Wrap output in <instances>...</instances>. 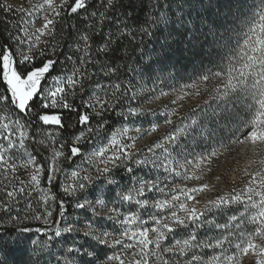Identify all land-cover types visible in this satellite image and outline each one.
Returning <instances> with one entry per match:
<instances>
[{
  "label": "snow or ice",
  "instance_id": "1",
  "mask_svg": "<svg viewBox=\"0 0 264 264\" xmlns=\"http://www.w3.org/2000/svg\"><path fill=\"white\" fill-rule=\"evenodd\" d=\"M0 13L22 14L18 23L6 19L0 34V264H50L46 255L55 256L56 264H241L250 253L255 264H264V159L261 170H245L243 188L217 194L201 207L196 194L207 184L172 187L169 180L198 179L196 170L218 151L188 159L179 151L175 127L145 152L134 151L144 132L160 127L146 119L157 113L140 106V92L150 91L148 82L176 79L174 69L187 57L202 63L214 57L202 75L217 82L212 102L244 98L254 113L248 133L231 143L264 145V0L258 13L243 18L233 14L229 0H41L31 11L2 2ZM66 17L80 18L84 28ZM65 23L76 31L70 48L77 55L65 54L69 72L52 75L61 63L57 28L63 31ZM129 45L134 56L127 54ZM113 115L121 127L105 137L106 144L84 151L81 142L98 135ZM142 120L150 130H142ZM163 123H173L171 114ZM34 125L36 135L49 137L52 145L48 164L37 163L26 144L36 140L29 134ZM43 125L58 131L43 132ZM76 125L81 127L74 140L57 146V137ZM61 157H79L80 163L68 173L58 163ZM118 170L130 178L114 198L90 192L96 180L118 184ZM60 175L65 179L57 183ZM37 191L42 195L34 202ZM156 194L163 198L154 199ZM226 204L243 208L231 216L232 230L207 216ZM245 223L254 227L245 231ZM206 225L223 231L202 238L198 233ZM33 232L46 237L39 248Z\"/></svg>",
  "mask_w": 264,
  "mask_h": 264
},
{
  "label": "trees",
  "instance_id": "2",
  "mask_svg": "<svg viewBox=\"0 0 264 264\" xmlns=\"http://www.w3.org/2000/svg\"><path fill=\"white\" fill-rule=\"evenodd\" d=\"M6 2L5 0H0V3ZM95 2V0H93ZM106 2V0H105ZM8 3V2H6ZM59 3V2H57ZM229 3L232 6V12L235 15L240 16L241 18L245 16H250L253 13H258L260 11V0H229ZM10 4V3H8ZM15 7V6H13ZM97 7H101V5L97 4ZM20 9L18 7H15ZM28 10V9H26ZM92 10V9H90ZM29 11V10H28ZM20 13L15 14H7V13H0V34H3L7 25L4 21L10 20L12 23H18L21 19ZM24 18V17H23ZM68 22L71 24L76 25L78 30H82L84 28V23L80 18L75 17H66ZM58 33V44L59 47L57 49V55L61 63H58L55 67L54 72L52 75H62L65 72H69L72 65L70 62L65 60V54L72 55L73 58L77 55L74 51L70 48L74 44V40L76 38V31L73 28L68 27L67 23L64 24L63 31L60 30V27L57 28ZM0 42H3V38L0 37ZM99 42V37H95L93 40V45L95 46ZM134 45H129L127 49V54L129 56H134ZM62 49V51L60 50ZM55 58V57H50ZM210 59L213 58H205L203 63L200 58H192L187 57L180 60L179 65L174 69L177 73L176 79H169L163 81H156V82H148L145 87L150 89L147 92H140V106L143 107L145 110H151L157 113L156 116L148 117L146 119H151L153 123L160 124L164 121V119L171 114V119L173 121V127L181 124L186 123L187 125L191 124V121H195L196 123H192V130L193 132H197L201 128H206L207 136L205 135H196L194 139L195 146H201L205 143L208 139H214L218 136L221 142L225 145H231L232 141L236 140L237 137L243 139L244 136L248 133L249 128L247 126V122H249L254 113L250 111L248 102L244 98L236 99L230 103L219 104V102H212V96L215 94V87L217 82L214 79H210L209 81L205 82L202 80V75L208 74L207 69L212 67L209 63ZM139 79V78H137ZM205 84V91L202 93H208L211 95L209 102L206 103H199L196 105L191 106L187 110H184L183 113H176L175 111H170L169 107L172 104L173 99V91H176V88L180 86H184L185 84ZM0 87H3L0 84ZM140 85L135 84L133 90L139 91ZM166 91L169 93L167 100H160L159 103L155 107H148V104L152 98H154L159 92ZM201 94V92H200ZM219 104V106H218ZM203 109V111H201ZM0 115H4V113H0ZM120 118L113 115L108 120V125L104 127L108 132L113 131L119 126L121 123L119 122ZM95 125V121L92 122ZM73 124H75V119L73 120ZM140 125H148V123L144 122L143 120L139 122ZM80 125H76L75 129L69 128L61 133L58 139L62 141L67 140H74V132H78L80 130ZM172 127V128H173ZM47 129L52 128L54 132L58 131V126L46 127ZM32 132H35V125L33 126ZM32 151V155L36 157L37 163H44V159L38 151V148L33 147L30 148ZM67 153V148H66ZM259 159H264V145H260L259 151ZM45 164V163H44ZM72 164V161H68V165ZM22 179H26V175L21 176ZM62 181L61 175L57 178V183ZM42 186L45 187L44 183L42 182ZM56 191V189H53ZM39 195L41 193L33 192L31 199L34 202H38ZM25 199H28L27 197ZM67 199V197H65ZM38 206V205H37ZM243 211V208L240 205L232 204V205H224L218 210L213 209L211 212V216L214 218V221L220 225L225 223H230V218L232 215H240V212ZM253 212L255 209L252 210ZM70 212L75 213L76 210L70 209ZM55 216V213H54ZM35 227V225H33ZM245 231L251 230L254 226L251 223H245L241 225ZM205 231H199V236L202 238L213 237L221 234L223 229L209 227L206 225ZM185 232L182 230L179 233V237L184 236ZM226 234V233H225ZM33 237L37 244L34 247L39 248V246L46 241V237L41 233L37 234L35 232L29 234ZM177 236V237H178ZM71 241L72 237L67 238ZM57 241H53L51 246V252L56 253ZM103 255V253H101ZM45 260L50 261V264H56L55 256L53 255H46ZM41 264H45V261H41Z\"/></svg>",
  "mask_w": 264,
  "mask_h": 264
},
{
  "label": "rangeland",
  "instance_id": "3",
  "mask_svg": "<svg viewBox=\"0 0 264 264\" xmlns=\"http://www.w3.org/2000/svg\"><path fill=\"white\" fill-rule=\"evenodd\" d=\"M6 2L10 3V5L28 9L29 11L32 10L33 5L40 3L41 0H5ZM59 2V0H57ZM24 19L26 20L27 17L25 16ZM35 20V26H40V20L38 18H33ZM205 84H198L195 88H186L184 86H180L176 88V91H173V99L172 104L170 105V111H175L176 113H183L184 110H187L193 105L199 103H206L209 102L211 95L208 93H202L205 91ZM164 92L167 93L166 95H161L160 93ZM159 92L154 98H152L148 104V107H155L159 101L167 100L169 93L166 91ZM201 92V94H200ZM175 101V102H173ZM193 121H191V124ZM187 125L186 123H182L175 126V135L179 137L177 144L179 146V151L184 155L187 156L188 159H192L193 156L200 158L201 155L208 156L209 153L212 151H218L217 157L212 158L211 163H205L201 166L200 170H196V176L198 179H191L187 180L183 177L173 176L169 180V184L172 187L180 186L183 188H193V187H200L201 185L207 184L208 189L202 193H197V199L201 201L200 206L203 207L204 203L208 200L214 199L217 194H227L231 192L233 189L239 191L241 188L244 187V184L247 182L248 177L245 175V170L248 173H253L256 170H261L259 165V151L260 145L253 146L250 143L247 144H239L234 143L231 144L230 147L225 150L223 144L218 136H216L213 140L208 139L205 143L201 146H195L194 139L196 135H206L207 130L206 128H201L197 132H193L192 125ZM156 132H152L150 135L147 132H144L141 139H138L135 145L134 151H141L145 152L148 146L154 144V142L158 141L159 137H163L166 133H171L173 131L172 124H164L163 122L159 124ZM54 127V125H43L42 131L43 132H54L52 128L47 129L46 127ZM143 129H148L149 125H140ZM121 124L117 126L116 129H119ZM173 127V128H172ZM33 129V128H32ZM112 131L108 132L105 128H102L98 135L92 136L86 141L81 142L83 145L84 151H89L93 148V146H97L101 143L106 144L107 139L105 137L110 138V134ZM30 135H36L35 132L32 130L29 133ZM131 135H136L134 132L130 133ZM75 138V137H74ZM73 138V139H74ZM44 140L45 144H39L37 141ZM49 137L44 135H36V140H28L26 141L27 146L30 148L36 147L38 151H40L44 163L48 164L49 159L51 158V148L52 145L48 143ZM62 140L57 138V146ZM47 145V146H46ZM32 152V151H31ZM65 154L66 148H65ZM175 155V153H173ZM58 163L60 167L64 169L66 172L70 173L76 166V164L80 163V158L76 157L73 158L72 164L68 165V160H65L63 157L59 158ZM195 163V161H194ZM85 168L88 166L85 164ZM22 171V170H21ZM147 171V169L145 170ZM191 173V170H190ZM141 175L143 173H140ZM95 176V173L93 172ZM115 179L119 181L118 184L109 185L104 180H96L95 183L91 186L90 192L95 193L97 196L104 195L107 197H113V192L119 193L129 181V174L123 172L122 170H118L116 173L113 174ZM62 181L65 179L64 175H61ZM123 178V179H122ZM41 187H43L41 185ZM39 192V191H38ZM42 195V193H41ZM151 195V194H150ZM114 198V197H113ZM154 199L163 198L161 194H156ZM191 203V202H190ZM39 206V204L37 203ZM146 212L148 210H145ZM209 219L214 218L211 216V212L207 214ZM83 220V217H81ZM242 227V226H241ZM206 226L199 230L205 231ZM233 229V225L229 223V230ZM152 234H150L151 238ZM181 237V236H180ZM179 236L177 238H180ZM151 247V246H150ZM229 252H233L234 249H227ZM209 255L211 252L209 250ZM131 255V253H129ZM138 258V257H137ZM151 264V261H150ZM241 264H255V256L253 254H249L248 256L242 257Z\"/></svg>",
  "mask_w": 264,
  "mask_h": 264
}]
</instances>
